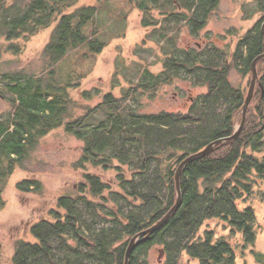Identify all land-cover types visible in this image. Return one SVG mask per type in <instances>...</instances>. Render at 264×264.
<instances>
[{"label":"trees","instance_id":"obj_1","mask_svg":"<svg viewBox=\"0 0 264 264\" xmlns=\"http://www.w3.org/2000/svg\"><path fill=\"white\" fill-rule=\"evenodd\" d=\"M125 1L130 10L142 11L143 27L155 26L152 33L163 40L164 58L160 72L144 68L122 97L108 92L84 114L65 120L71 101L68 85L51 94L38 86L31 90L30 83L20 85L24 79L20 74H6L13 110L0 127V163L3 158L7 161L0 180L38 137L55 128L63 126L83 141L74 163L82 173L75 192L59 196L49 217L30 226L32 240H16L12 264H124L131 238L156 224L174 205L178 165L210 142L231 136L241 121L247 88L233 85L229 72L235 66L250 82L251 63L264 53V0H251L261 16L233 50L209 44L176 46L181 27L186 25L196 35L219 0ZM98 14L97 4H79V0H11L9 4L0 0V37L12 41L52 26L43 47L46 64L52 68L84 44L90 56L102 51L108 43L106 34L100 36L96 27L88 29ZM244 14V18L253 16L245 9ZM116 16L123 20L126 14ZM256 72L257 85L239 135L182 168L179 207L162 225L138 238L128 264H178L183 255L197 264H238L228 237L240 234L242 250L254 246L259 224L251 200L259 195L264 201V57L257 61ZM176 77L206 86V91L193 99L186 112H138L139 93L155 91ZM129 98L133 101L126 103ZM100 107L105 108L104 118L91 124L88 118ZM92 167L100 171H90ZM112 169L116 183L105 175ZM17 188L29 191L39 188V182L25 179ZM211 219L223 221L228 235L216 236L207 229L201 234ZM155 247L162 258L152 262L149 254ZM250 253L256 264H264V251L250 249Z\"/></svg>","mask_w":264,"mask_h":264},{"label":"rangeland","instance_id":"obj_2","mask_svg":"<svg viewBox=\"0 0 264 264\" xmlns=\"http://www.w3.org/2000/svg\"><path fill=\"white\" fill-rule=\"evenodd\" d=\"M5 1L6 4L11 2ZM125 2V0H79V4L99 6L98 18L94 24L88 25V29L96 27L100 36L106 34L104 38L108 43L95 56H90L89 48L84 44L71 51L55 67L47 66L43 47L49 39L52 26L12 41L0 37V45L2 47L5 45L6 48L1 57L6 73L20 74L24 76V79L19 81L20 85L30 83L31 90L37 89L38 86L41 92L51 94L55 93L56 88L68 85L67 91L71 101L64 116L65 120L84 114L88 108L102 102L103 96L108 92L115 97H122L123 91L138 80L144 68L153 73L160 72L164 58L160 48L163 40L152 33L155 26L143 27L140 23L142 11L130 10ZM244 9L253 13V16L244 18ZM123 12L126 17L121 20L116 15ZM260 16L261 13L255 12V4L251 0H219L217 8L196 35H193L186 25L181 27L176 38V46L201 48L209 44L233 50L239 37ZM229 79L233 85H241L248 90L249 76H244L235 66L230 69ZM205 91L206 86H196L187 79L176 77L170 83L161 84L155 91L146 90L139 93L136 97L138 105L135 103V106L141 113L162 110L186 112L193 99ZM57 92L64 95L61 90ZM6 95L5 107L7 112L11 113L13 107L8 88ZM128 101L133 99H127L126 103ZM104 111V107L98 108L88 118L89 122L95 124L103 119ZM82 145L83 141L67 132L63 126L55 128L38 137L35 144L28 149L26 156L15 162L11 173L0 180V264H12L16 240H32L30 226L40 219L49 217L48 212L55 207L59 196L75 192L78 182L82 179V173L74 163L79 158ZM6 164L7 161L5 166ZM89 170L100 171L93 167ZM105 175L108 180L116 181L113 169ZM25 179L37 180L39 188L29 191L18 189L17 184ZM256 196L251 200L259 224L254 246L242 250L240 234L235 233L228 237L235 248L238 264H256L250 249L264 251V201L259 195ZM205 229L213 230L216 236H227L229 232V228L225 227V223L220 219L206 221L201 234ZM161 258L158 248L150 251L149 259L152 262ZM178 264H197V261L183 255Z\"/></svg>","mask_w":264,"mask_h":264},{"label":"water","instance_id":"obj_3","mask_svg":"<svg viewBox=\"0 0 264 264\" xmlns=\"http://www.w3.org/2000/svg\"><path fill=\"white\" fill-rule=\"evenodd\" d=\"M261 30H262V33L264 35V22L262 24V27H261ZM264 57V53L258 55L251 63V79H250V83H249V87H248V90H247V94H246V97H245V101H244V104H243V107H242V110H241V113H242V118H241V121L240 123L238 124V126L236 127L234 133L231 135V136H228V137H222V138H219V139H216L215 141H212L210 142L206 147H204L202 150L196 152V153H193L191 155H189L188 157H186L177 167L176 169V172H175V187H176V193H177V198H176V201L174 203V205L172 206V208L162 217V219H160L156 224H154L153 226L149 227L148 229L144 230V231H141L140 233L136 234L134 237L131 238V240L129 241L128 243V247L126 249V253H125V259H124V264H128V257H129V254L130 252L132 251L133 247L135 246V244L137 243L138 241V238L144 234L148 235L150 234L152 231H154L156 228H158L160 225H162L166 219L170 216V214L179 207L180 205V202H181V192H180V187H179V177H180V173H181V170L182 168L190 161L194 160L195 158H198L200 156H203V155H206V154H209L210 152L213 151L214 147L219 144V143H223V142H226L228 140H232L234 138H236L241 129H242V126L244 124V121H245V117H246V109H247V106L253 96V93H254V90H255V87L257 85V80H258V77H257V72H256V63L257 61L260 59V58H263Z\"/></svg>","mask_w":264,"mask_h":264},{"label":"flooded vegetation","instance_id":"obj_4","mask_svg":"<svg viewBox=\"0 0 264 264\" xmlns=\"http://www.w3.org/2000/svg\"><path fill=\"white\" fill-rule=\"evenodd\" d=\"M6 51L5 45H0V127L6 124L7 121V115L8 112L6 110L5 104L7 102V88H8V82L6 79V70H5V65L4 61H2L1 57L3 55V52ZM3 163H0V170L6 169L5 166V159L3 158L1 160ZM1 174V172H0Z\"/></svg>","mask_w":264,"mask_h":264}]
</instances>
